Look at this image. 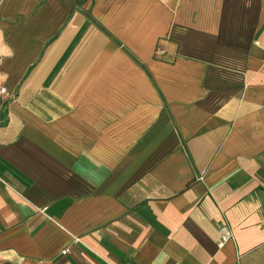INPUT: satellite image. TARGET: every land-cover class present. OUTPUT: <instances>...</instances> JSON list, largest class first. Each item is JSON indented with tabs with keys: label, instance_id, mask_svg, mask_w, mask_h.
Masks as SVG:
<instances>
[{
	"label": "crops",
	"instance_id": "obj_1",
	"mask_svg": "<svg viewBox=\"0 0 264 264\" xmlns=\"http://www.w3.org/2000/svg\"><path fill=\"white\" fill-rule=\"evenodd\" d=\"M0 84V264H264V0H0Z\"/></svg>",
	"mask_w": 264,
	"mask_h": 264
},
{
	"label": "built area",
	"instance_id": "obj_2",
	"mask_svg": "<svg viewBox=\"0 0 264 264\" xmlns=\"http://www.w3.org/2000/svg\"><path fill=\"white\" fill-rule=\"evenodd\" d=\"M8 93V88L7 86L0 84V98H2L4 95ZM229 236V233H226V237ZM128 264V263H126Z\"/></svg>",
	"mask_w": 264,
	"mask_h": 264
}]
</instances>
